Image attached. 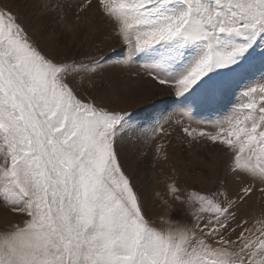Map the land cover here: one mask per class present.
Segmentation results:
<instances>
[{
    "label": "snow or ice",
    "instance_id": "6c2138e0",
    "mask_svg": "<svg viewBox=\"0 0 264 264\" xmlns=\"http://www.w3.org/2000/svg\"><path fill=\"white\" fill-rule=\"evenodd\" d=\"M88 20L115 40L103 54L68 47ZM111 74L182 99L134 119L110 100ZM164 124L227 164L207 191L171 177L153 216L129 151L171 136ZM257 193L264 0H0V205L15 217L0 225V264H264V210L247 215Z\"/></svg>",
    "mask_w": 264,
    "mask_h": 264
},
{
    "label": "rangeland",
    "instance_id": "374dc122",
    "mask_svg": "<svg viewBox=\"0 0 264 264\" xmlns=\"http://www.w3.org/2000/svg\"><path fill=\"white\" fill-rule=\"evenodd\" d=\"M25 0H3L8 7L13 8L17 3H24ZM28 16L32 22H36V17L40 13L34 9H28ZM95 25V20H88L85 24L86 31L70 34L67 38L69 48L73 53H90L100 55L108 51L115 40L108 36L107 27ZM63 48V45H61ZM110 74L106 73L108 77ZM113 94L110 100L119 106L134 111L133 118L144 120L151 114H158L159 110L167 105H174L179 99L175 96H168L162 86L152 82L147 76H135L128 78L111 74L108 80ZM154 98V99H153ZM237 97H230V101ZM197 117L210 115L207 109H198ZM164 128L172 133L168 137H158L155 141L141 140L135 146H130L129 170L135 177L133 183L138 191L152 195V215L161 214L162 207L160 199L156 193L163 194L166 190V183L171 177H176L185 188H197L201 191L211 190L216 185L217 177L223 175L227 157L221 153L214 152L210 147H203L201 144L189 146L183 133L174 126L164 124ZM165 144V148L157 153L156 147L160 143ZM264 210V196L257 193L247 206L248 217L261 215ZM15 219L8 214L7 210L0 205V225L5 219Z\"/></svg>",
    "mask_w": 264,
    "mask_h": 264
}]
</instances>
